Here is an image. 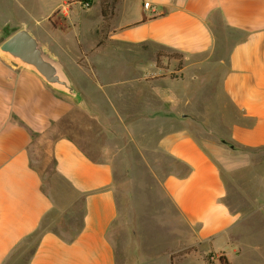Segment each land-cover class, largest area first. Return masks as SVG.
<instances>
[{"label": "crops", "instance_id": "obj_1", "mask_svg": "<svg viewBox=\"0 0 264 264\" xmlns=\"http://www.w3.org/2000/svg\"><path fill=\"white\" fill-rule=\"evenodd\" d=\"M34 1L39 17L30 9ZM90 1L95 12L83 14L77 0H0V43L12 14L20 19L14 31H32L16 15L19 7L37 24L48 19L38 30L42 39L36 37L64 67L94 72L99 86L101 74L117 66L107 57L125 53L98 51L103 35L183 54L184 65L170 78L153 54L137 51L146 85L169 106L158 148L185 167L163 179L178 215L171 250L137 245L139 261L129 252L121 261L112 235L120 216L115 167L95 131L97 116L0 55V264H163V256L168 264H264V172L255 169L264 164V0ZM49 27L69 30L78 52L40 31ZM120 56H128L127 67L135 60ZM84 57L94 65L80 63ZM148 72L159 76L150 85ZM183 99L204 110L179 109ZM41 158L44 166L36 163ZM46 163L54 173L47 180ZM243 172L259 180L255 194L240 183ZM232 179L241 193L238 210L228 200Z\"/></svg>", "mask_w": 264, "mask_h": 264}, {"label": "rangeland", "instance_id": "obj_2", "mask_svg": "<svg viewBox=\"0 0 264 264\" xmlns=\"http://www.w3.org/2000/svg\"><path fill=\"white\" fill-rule=\"evenodd\" d=\"M34 2L37 3V6L31 2L30 4L33 6L30 9L37 15L42 9L37 1ZM76 4L79 6L78 3ZM77 5L73 4L72 8L77 9ZM90 7H82L80 12L83 14L91 10L95 12V7L92 9ZM16 9V15L22 16V19L25 17L32 31L37 33L39 39H42L38 36V30L42 24L48 26L49 20L46 19L42 21V24H37L36 19L27 17L22 8L16 7ZM10 17L8 20L10 24L3 27V40L17 27L16 21H20V19H14L13 14ZM53 28L49 27V31L42 29L40 31L45 33L48 38L55 37L61 42L69 44L71 52L76 54L78 50L75 47L73 34L69 30L64 31L65 27H58L57 31ZM95 48H100L98 51H125V53H116L118 56L107 57V59L115 60L117 66L113 71L101 74L100 86L94 72L74 73L72 67L67 64H65V68L91 106L93 110L90 113L91 116H97L98 122L95 121V131L100 133L99 141L105 146L106 156L115 167V192L120 216L113 225L112 235L117 252L121 261H126L124 258L129 252L135 256L137 262V260L139 261L137 245L139 249L141 247L143 250L148 248L155 252L171 250L172 236L169 230L171 226L178 224V215L173 202L163 188V179L169 173L185 171L184 166L158 148L161 133L169 127L167 122L160 118L169 106L160 101L153 87L150 88L146 85L145 78L142 77L139 68L140 60L143 58L139 57L137 51H147L148 55L153 54L157 65L165 70L163 74L170 78H174L178 73L181 53L157 49V47L148 44L111 42L107 39V34L102 36ZM120 54L134 55L131 57L132 60L135 59L131 66L127 67V63L124 61L129 59L128 56H120ZM158 54H160V58H158ZM172 60H174V65ZM80 63L89 67L94 65L92 60L86 57L82 58ZM156 78L159 76L148 72L146 79L150 85ZM164 86L168 90L170 85L164 84ZM175 105L179 109L204 110V106L198 103L193 106L188 104L185 99L178 101ZM201 122V120H196L195 132L202 138ZM45 156L47 157L46 152ZM262 156H264V152ZM45 161L41 158V161L37 160L36 163L37 165L44 163V166ZM255 169L256 173L264 172V164H259ZM48 172L53 176L52 163L47 164L46 180ZM240 183L252 195L255 194L253 185L260 182L252 172H243L240 174ZM229 187L233 193L228 196V200L231 206L238 210L243 207L239 200L241 197L239 185L235 184L232 179L229 181ZM162 260L163 264H168L164 256ZM210 260L213 261L211 257ZM192 264L203 263L195 259Z\"/></svg>", "mask_w": 264, "mask_h": 264}, {"label": "water", "instance_id": "obj_3", "mask_svg": "<svg viewBox=\"0 0 264 264\" xmlns=\"http://www.w3.org/2000/svg\"><path fill=\"white\" fill-rule=\"evenodd\" d=\"M0 55L11 65L33 72L53 90L67 96L82 109L93 112L58 56L40 42L29 28L21 27L4 39L0 43Z\"/></svg>", "mask_w": 264, "mask_h": 264}, {"label": "built area", "instance_id": "obj_4", "mask_svg": "<svg viewBox=\"0 0 264 264\" xmlns=\"http://www.w3.org/2000/svg\"><path fill=\"white\" fill-rule=\"evenodd\" d=\"M78 3L83 8H88V7L91 6V1L90 0H79ZM68 5L69 4H67V7L65 6V8H68ZM144 7L145 8H151V3L149 1H145L144 2Z\"/></svg>", "mask_w": 264, "mask_h": 264}, {"label": "trees", "instance_id": "obj_5", "mask_svg": "<svg viewBox=\"0 0 264 264\" xmlns=\"http://www.w3.org/2000/svg\"><path fill=\"white\" fill-rule=\"evenodd\" d=\"M114 4V0L111 2V5ZM108 6L106 3L103 6V13L104 15H107L108 10ZM158 58H160V54H158ZM180 60V68L182 67V54L179 55ZM221 264H228V262L226 260H224Z\"/></svg>", "mask_w": 264, "mask_h": 264}]
</instances>
